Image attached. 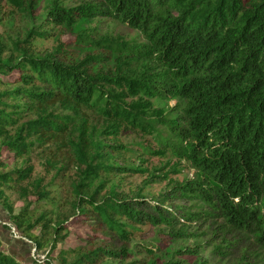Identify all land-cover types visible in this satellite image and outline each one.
I'll return each instance as SVG.
<instances>
[{
  "label": "trees",
  "instance_id": "16d2710c",
  "mask_svg": "<svg viewBox=\"0 0 264 264\" xmlns=\"http://www.w3.org/2000/svg\"><path fill=\"white\" fill-rule=\"evenodd\" d=\"M18 1L20 11L33 21L39 19L41 27L103 16L139 31L147 43L126 46L130 58L119 66L131 70L126 77L130 85L124 88L138 97L131 102L123 91L106 88L115 80L91 73L90 60L74 64L36 53L30 38H44L45 32L30 30L24 40L28 46L16 43L17 56L0 57V87L5 88L0 91V199L2 188L13 189L32 176L30 157L37 144L67 141L88 160L95 153L114 161L123 148L105 145V139L133 129L152 136L200 176L175 184L156 200L140 194L129 198L115 188L103 196L97 190L84 196L79 184L72 218L86 222V214H92L126 242L131 234L125 228L161 226L180 237L184 232L178 226L201 215L219 217L238 237L264 249V0H101L70 8L56 4L38 17L35 0ZM93 43L116 50L108 39ZM173 97L185 101L177 119L153 109L154 98ZM61 108L96 111L106 127L100 133L88 131L83 122L57 114ZM99 151L105 153L98 155ZM8 152L22 160L21 168L1 170V157ZM115 167L88 162L86 174L95 176L97 169L109 172ZM33 184L34 201L48 199L40 183ZM185 201L197 202L212 213L188 212ZM30 215L27 208L12 215V227L29 236L38 226ZM64 231V226L55 228L53 245ZM97 235L80 233L77 238L86 246L64 252L66 264H107L129 254L90 244ZM29 238L39 250L42 240ZM0 264L20 263L0 253Z\"/></svg>",
  "mask_w": 264,
  "mask_h": 264
},
{
  "label": "rangeland",
  "instance_id": "374dc122",
  "mask_svg": "<svg viewBox=\"0 0 264 264\" xmlns=\"http://www.w3.org/2000/svg\"><path fill=\"white\" fill-rule=\"evenodd\" d=\"M100 1L35 0L34 15L38 17L52 11L56 4L60 8H70L94 5ZM18 3V0H0L1 58L17 56V42L28 46L24 40L30 30L45 32L47 36L44 38L38 35L30 38V47L36 53L53 54L59 60L74 64L90 60L88 66L92 74L115 80L106 86L107 89L128 94L127 102L138 99L134 92L124 90L130 85L126 79L131 75L129 66H119L130 58L126 46L141 47L147 43L139 31L103 16L80 18L72 25L51 24L41 27L42 22L29 19L27 14L20 11ZM35 37L38 39L34 40ZM103 39L114 44L116 50L93 43ZM118 67L119 72H116ZM151 67L153 71H159L155 64ZM4 89L0 87V91ZM151 103L154 110H162L171 119L180 117L185 106V101L179 97L164 100L154 98ZM57 114L69 115L73 121L83 122L88 131L94 129L100 133L106 127L104 118L96 111L83 109L75 112L61 108ZM104 144L123 148L114 156V161H106L103 159L105 157L96 156L95 153L88 160L81 153H76V148L67 141L37 144L34 147L30 157L34 169L32 176L13 186V189L2 188L5 191L0 199V253L12 256L20 264H66L64 252L78 245L86 246L83 245L86 241L78 239V235L94 231L98 235L90 244L129 253L118 260L106 261L107 264H264V249L247 237H238L219 217L201 215L197 221L178 226L177 230L184 232L180 237L161 226L125 228L131 234L126 242L102 227L99 219L92 214H86L89 218L86 222L72 218L77 200L75 187L79 184H82L84 196H90L95 190L99 196H103L115 188L119 194L129 198L140 194L156 200L168 194L175 184L196 180L200 176L189 162L178 159L142 131L122 129L117 135L105 139ZM104 153L99 151L97 154ZM1 160L3 172L22 167V160L12 152L4 153ZM88 162L95 167L117 165L118 169L115 167L107 172L101 168L97 169L95 176L87 175ZM33 182L40 183V191L45 192L48 199L34 201ZM183 205L194 214L212 213L197 202L185 201ZM191 205L197 207L190 211ZM24 208L29 210L32 222H38L29 236L42 240L39 250L21 230H18L21 240L11 234V216L17 215ZM58 225L64 226L65 231L56 240L54 249L52 243Z\"/></svg>",
  "mask_w": 264,
  "mask_h": 264
},
{
  "label": "built area",
  "instance_id": "2783aa9c",
  "mask_svg": "<svg viewBox=\"0 0 264 264\" xmlns=\"http://www.w3.org/2000/svg\"><path fill=\"white\" fill-rule=\"evenodd\" d=\"M10 231H11V234L13 235V237L15 239H20V240L22 239V237L19 236V232H18V230L15 227H12L10 225Z\"/></svg>",
  "mask_w": 264,
  "mask_h": 264
}]
</instances>
